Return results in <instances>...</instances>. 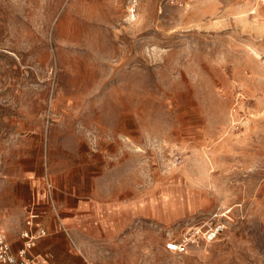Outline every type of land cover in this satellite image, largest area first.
Returning <instances> with one entry per match:
<instances>
[{"label":"rangeland","instance_id":"1","mask_svg":"<svg viewBox=\"0 0 264 264\" xmlns=\"http://www.w3.org/2000/svg\"><path fill=\"white\" fill-rule=\"evenodd\" d=\"M133 4L0 0V232L33 212L35 264H264V0Z\"/></svg>","mask_w":264,"mask_h":264},{"label":"built area","instance_id":"2","mask_svg":"<svg viewBox=\"0 0 264 264\" xmlns=\"http://www.w3.org/2000/svg\"><path fill=\"white\" fill-rule=\"evenodd\" d=\"M138 0H134L133 13H136ZM56 215L59 213L56 208ZM32 212V211H31ZM224 226L221 224L208 223L204 226L193 228L189 235L179 240H170L166 244V249L175 253H186L189 247L198 245L200 241L213 242L217 240ZM47 236L46 229L40 227L34 220V213L30 216L27 228L22 232L23 246L14 253L11 244L8 242L6 234L0 232V264H35L34 260L29 257V252L35 248L37 242Z\"/></svg>","mask_w":264,"mask_h":264},{"label":"crops","instance_id":"3","mask_svg":"<svg viewBox=\"0 0 264 264\" xmlns=\"http://www.w3.org/2000/svg\"><path fill=\"white\" fill-rule=\"evenodd\" d=\"M106 211H109L110 209H111V207H109V206H105V207H103ZM131 211H132V213H134L135 214V212H136V209L135 208H133L132 207V209H131ZM38 221L39 222H37V224L40 226V227H42V228H44V229H46L45 228V226L44 225H42L43 223H41V221L39 220V218H38ZM105 224H102V226H104ZM76 229V228H75ZM74 229V230H75ZM47 231V230H46ZM76 231L77 232H80L78 229H76ZM83 233H84V235H85V231H83ZM82 233V234H83ZM46 237V236H45ZM76 241H77V245L79 246V247H84V242H82V239H80V237H77L76 238ZM82 242V243H81ZM38 243V242H37ZM51 244V243H50ZM37 245V244H36ZM36 247V246H35ZM45 249H46V244L44 243V242H39L38 243V247L36 248V252L37 253H39V254H41V253H44L45 252ZM45 263H47L46 261H45ZM44 263V264H45Z\"/></svg>","mask_w":264,"mask_h":264},{"label":"bare ground","instance_id":"4","mask_svg":"<svg viewBox=\"0 0 264 264\" xmlns=\"http://www.w3.org/2000/svg\"><path fill=\"white\" fill-rule=\"evenodd\" d=\"M135 17V16H134Z\"/></svg>","mask_w":264,"mask_h":264}]
</instances>
